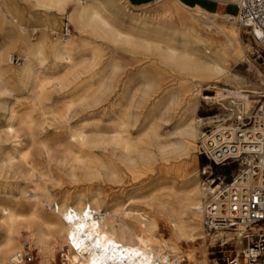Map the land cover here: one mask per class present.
<instances>
[{"label":"rangeland","instance_id":"1","mask_svg":"<svg viewBox=\"0 0 264 264\" xmlns=\"http://www.w3.org/2000/svg\"><path fill=\"white\" fill-rule=\"evenodd\" d=\"M227 12L236 14V6L229 5ZM26 13L27 16H43L36 9H28ZM63 19L60 21V32ZM34 26V20L30 19L26 28L14 32L18 45L11 48L9 59L3 64L6 78H14L22 67L27 48L24 41L35 43L41 37L40 30L34 29ZM238 30L243 54L236 64L231 63L230 72L240 85L233 78L205 84L198 76L162 62L152 47L150 50L137 48L132 53H121L118 69L113 71L108 46L90 30L83 33L89 50L74 55V62H79V66L66 75L62 88L49 87L47 95L45 93L35 100L32 94H27L20 81L14 79L13 90L9 86V91L0 94V130L4 126L2 104L14 103L16 98L24 96L34 98L31 100L34 107H26L28 99H20L21 105L15 107L23 110L22 113L36 121L37 125H29L31 129L26 131L23 129L27 127L16 123L15 127L19 130L16 137L1 134L0 153L3 156L0 158V173L4 174H0V213L2 209L12 207L16 214L22 216L36 212L41 219L50 216L59 219L62 216L56 214L57 206L76 205L78 199L92 198L98 201L99 211L116 223L132 222L131 217L136 213L152 218L161 239L168 246L178 249L177 258L172 255L170 258H179L183 260L182 264H189V261L226 264V258L242 247L240 239L221 232L208 235L201 221L202 210L210 194L205 170L213 176L228 174V170L209 165L198 151L205 136L229 124L227 121L231 113L228 111L232 109L226 99H237L242 109L249 112L257 101L264 100L260 95L264 92V50L254 45L251 35L239 23ZM70 34L77 35L72 26ZM4 37L0 31V45ZM61 38L59 34L57 40ZM50 62L46 53L45 64ZM28 87L31 88V85ZM252 91L259 94H252ZM234 92L248 97L246 109L242 106L244 100H239ZM116 112L120 113L117 115ZM124 115L130 117L131 140L137 147L131 151L136 153H125L114 142L115 119ZM28 134L33 135V142ZM7 156L12 157V167L7 163ZM216 184L217 181L214 186ZM196 186L204 192L200 198L202 209L198 217L183 201ZM162 204L164 208L161 209ZM174 224L187 231L193 228V237L176 239ZM3 239L4 232L0 229V245ZM55 240L47 236L43 238V245H38L27 230L21 228L15 237V248L4 257L7 261L13 252L27 244L35 251L32 264H67V249ZM57 240L60 241L59 238Z\"/></svg>","mask_w":264,"mask_h":264},{"label":"bare ground","instance_id":"2","mask_svg":"<svg viewBox=\"0 0 264 264\" xmlns=\"http://www.w3.org/2000/svg\"><path fill=\"white\" fill-rule=\"evenodd\" d=\"M228 1L234 2L235 0ZM70 5L72 6L71 8ZM27 9H36L42 13L43 17L27 16ZM137 10L130 7L125 0H0V31L5 35L4 42L0 45V94L9 91V86L13 90L12 83L14 79H18L24 90L28 91L27 94H32L35 100L44 96L45 93L47 95L50 90L48 89L49 87L62 88L66 75L79 66V62H74V55L89 50L83 35L86 30H90L92 35H96L105 41L109 48V62L113 71L118 69L121 53H132L137 48L149 49L152 47L153 50L157 51L162 62L169 65L173 64L181 71L198 76L202 81H205V84H215L222 80L226 81L233 78V80H236V84L240 85L238 79L230 72L231 63L236 64L243 54V49L239 42V19L236 15L233 17L210 15L200 10L185 8L175 0H163L154 5L142 7L139 9L144 10L142 13L134 12ZM62 18L66 19L76 30L77 35L71 36L69 34L58 41L57 37L60 34V21H62ZM30 19L34 20L35 26L33 28L40 30L41 37L35 43L24 41L27 48L24 52L22 67L16 72L17 74L14 78L12 76L6 78L7 71L3 68V64L9 59L11 48L18 45V37L14 35V32L26 28L30 24ZM46 53L51 59L48 65L45 64ZM65 70H68V72H65ZM28 85H31V88L28 87L29 90L27 88ZM82 93L84 94V92ZM251 93L259 94L257 91H252ZM233 94L239 100H244L242 106L246 109L248 97L236 94V92ZM233 94L231 93L230 95ZM260 95L264 97V92H261ZM34 98L24 96L20 99L29 100L26 106L28 108L31 107V100ZM20 99L16 98L14 103L2 104L4 126H1L3 130H0V139L2 137L1 134L16 137L19 133V130L15 127L16 123L20 124L21 127H27L23 129L27 131L29 125H33L36 122L28 115L23 114V110H17L18 105H21L19 103ZM205 99L207 98L205 97ZM229 100L233 101V106L228 104L233 112L249 113V111L242 109L237 99L228 98L226 103ZM38 105L40 106V104ZM166 107L168 108V105ZM41 112L40 114H42ZM119 113L116 112L117 115ZM160 116L163 115L160 114ZM128 117L124 115L120 119H118L119 117L115 119L113 133L115 134L114 142L116 146H120L123 149L121 151L129 154L131 149H135L136 146L133 143L134 141L131 140V132L129 131L131 128L128 123ZM221 129H217L212 135L218 133ZM148 132L150 131L148 130ZM32 134L34 133L32 132ZM29 139L33 142V135H30ZM148 140L147 142H149ZM131 152L136 153V151ZM1 156H3L2 153H0V158ZM24 156H22V159L25 160L26 157ZM7 163L9 167H12L11 156H7ZM1 169L0 165V171ZM197 182L199 183V181ZM214 185L215 181H211L210 187L207 189L209 193L216 189L213 188ZM199 188L197 186L194 187L191 195H187L183 199V201L188 203V207L195 212L196 217L201 212L200 198L204 193ZM95 201L92 198L87 200L78 199L76 205L67 204V206H64L62 204L60 207L57 206L55 209L56 214L60 213L62 216L59 219L54 216H50L48 219H41L36 212L22 216L16 214L12 207L2 209L0 213V229L4 232V239L0 245V264H8V260L6 261L4 256L15 248V237L19 234L21 228L27 230L29 236L38 245H43V238L47 236L54 237L56 239L54 242H60V245H64L67 249V264H173L168 261V258L171 255L176 257L179 254L178 249L168 246L161 239L155 221L152 218L136 213L134 217H131L132 222L123 221L116 223L110 218H106L107 214L103 215V212L99 211L98 201ZM179 203H182V201ZM163 206V204L160 206L161 209L164 208ZM176 206L178 207V205ZM179 213L181 214L182 211L180 210ZM174 230L178 240L193 237V228L187 231L174 224ZM176 258L173 260L183 261ZM188 263L206 264L203 261H198L197 263L189 261Z\"/></svg>","mask_w":264,"mask_h":264},{"label":"built area","instance_id":"3","mask_svg":"<svg viewBox=\"0 0 264 264\" xmlns=\"http://www.w3.org/2000/svg\"><path fill=\"white\" fill-rule=\"evenodd\" d=\"M233 5L240 25L264 50V0H235ZM70 33L71 25L64 19L60 35ZM228 104L233 106V101ZM228 112L229 124L199 145L198 154L209 165L228 170L217 176L205 170L206 182L217 184L206 200L202 227L208 235L229 233L240 239L242 247L226 258V264H264V100L249 113ZM34 259V249L24 244L9 256L8 264H32Z\"/></svg>","mask_w":264,"mask_h":264},{"label":"crops","instance_id":"4","mask_svg":"<svg viewBox=\"0 0 264 264\" xmlns=\"http://www.w3.org/2000/svg\"><path fill=\"white\" fill-rule=\"evenodd\" d=\"M106 1H110V0H106ZM125 1L130 7L134 8L135 10L136 9L139 10L142 7L151 6L156 3L162 2L163 0H125ZM175 1L181 4L182 6H184L185 8H188L190 10H200L210 15H225L232 17L236 15L227 12L229 5H233V2H230L228 0H175Z\"/></svg>","mask_w":264,"mask_h":264}]
</instances>
